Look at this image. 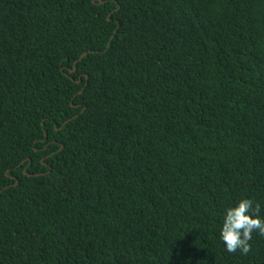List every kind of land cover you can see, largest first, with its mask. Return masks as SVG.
Returning a JSON list of instances; mask_svg holds the SVG:
<instances>
[{"label": "trees", "instance_id": "obj_1", "mask_svg": "<svg viewBox=\"0 0 264 264\" xmlns=\"http://www.w3.org/2000/svg\"><path fill=\"white\" fill-rule=\"evenodd\" d=\"M264 0H0V264H264Z\"/></svg>", "mask_w": 264, "mask_h": 264}, {"label": "clouds", "instance_id": "obj_2", "mask_svg": "<svg viewBox=\"0 0 264 264\" xmlns=\"http://www.w3.org/2000/svg\"><path fill=\"white\" fill-rule=\"evenodd\" d=\"M253 233L264 236V215L252 198L242 197L226 207L219 227V239L228 253L251 251Z\"/></svg>", "mask_w": 264, "mask_h": 264}]
</instances>
